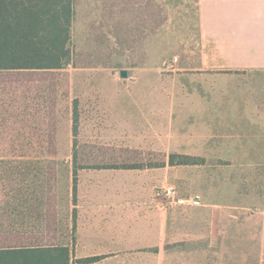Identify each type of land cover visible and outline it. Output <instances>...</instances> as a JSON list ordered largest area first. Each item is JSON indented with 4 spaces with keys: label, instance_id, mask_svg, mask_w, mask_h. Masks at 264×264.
<instances>
[{
    "label": "rangeland",
    "instance_id": "1",
    "mask_svg": "<svg viewBox=\"0 0 264 264\" xmlns=\"http://www.w3.org/2000/svg\"><path fill=\"white\" fill-rule=\"evenodd\" d=\"M138 1L115 36L100 24L101 0H76L70 63L52 72L53 156L40 147L43 89L0 85V229L49 223L72 264H264V47H201L193 0ZM74 116L79 143L189 164L82 170L74 184ZM168 186L201 206L157 197Z\"/></svg>",
    "mask_w": 264,
    "mask_h": 264
},
{
    "label": "trees",
    "instance_id": "2",
    "mask_svg": "<svg viewBox=\"0 0 264 264\" xmlns=\"http://www.w3.org/2000/svg\"><path fill=\"white\" fill-rule=\"evenodd\" d=\"M136 2L101 0V26L108 23L110 32L115 36L120 35L124 11L133 10L132 4ZM75 4L76 0H0V85L18 89L38 84L43 89L42 96L38 97L43 105L41 121L44 128V146L40 147L49 156L56 152V79L52 72L59 71L70 63L68 42ZM148 9L147 7L145 12L139 13L146 20L153 16L151 11L147 12ZM71 133L74 184L78 172L82 170H144L160 168L165 164L166 156L162 153L79 143L76 116ZM188 159L171 154L168 164L188 165ZM48 194L41 192L39 205L42 209L49 205ZM54 231L55 228L50 227L49 223L39 228L24 225L16 227L14 224L2 227L0 264H72V250L54 242ZM90 261L92 260H87ZM83 263L85 259L78 261V264Z\"/></svg>",
    "mask_w": 264,
    "mask_h": 264
},
{
    "label": "crops",
    "instance_id": "3",
    "mask_svg": "<svg viewBox=\"0 0 264 264\" xmlns=\"http://www.w3.org/2000/svg\"><path fill=\"white\" fill-rule=\"evenodd\" d=\"M196 18L199 26L201 47H264V0H193ZM264 66V63H259ZM180 155V154H176ZM169 155H166L164 166L156 169L144 170H117L116 174H128L132 171H150L174 167L168 164ZM176 166V165H175ZM94 176H104L108 170L90 171L85 173ZM190 197H198L200 202L193 207H200L202 198L199 194ZM179 198V196H178ZM180 199V198H179ZM93 257H85L83 264H109L101 255L97 260ZM87 260H92L87 262Z\"/></svg>",
    "mask_w": 264,
    "mask_h": 264
},
{
    "label": "built area",
    "instance_id": "4",
    "mask_svg": "<svg viewBox=\"0 0 264 264\" xmlns=\"http://www.w3.org/2000/svg\"><path fill=\"white\" fill-rule=\"evenodd\" d=\"M157 197H162L166 199L168 202L172 203H180V202H188L192 205L199 204L200 200L198 197H190L188 200H180L178 198V193L174 187H163L156 193Z\"/></svg>",
    "mask_w": 264,
    "mask_h": 264
},
{
    "label": "water",
    "instance_id": "5",
    "mask_svg": "<svg viewBox=\"0 0 264 264\" xmlns=\"http://www.w3.org/2000/svg\"><path fill=\"white\" fill-rule=\"evenodd\" d=\"M119 77L122 78V79L127 78V77H128V73H127V71H125V70H121V71L119 72Z\"/></svg>",
    "mask_w": 264,
    "mask_h": 264
}]
</instances>
